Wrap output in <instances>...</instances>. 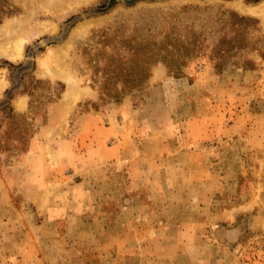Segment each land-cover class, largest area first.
<instances>
[{
    "label": "rangeland",
    "instance_id": "1",
    "mask_svg": "<svg viewBox=\"0 0 264 264\" xmlns=\"http://www.w3.org/2000/svg\"><path fill=\"white\" fill-rule=\"evenodd\" d=\"M262 6L0 0V264H264Z\"/></svg>",
    "mask_w": 264,
    "mask_h": 264
},
{
    "label": "trees",
    "instance_id": "2",
    "mask_svg": "<svg viewBox=\"0 0 264 264\" xmlns=\"http://www.w3.org/2000/svg\"><path fill=\"white\" fill-rule=\"evenodd\" d=\"M247 19V17L241 16L239 20ZM180 45L183 46L182 51L180 50ZM196 41L184 42L180 36H172L168 31L162 39L159 41H152L149 38H143L139 40L134 47L133 59H135V64L132 67L119 68V72L122 73V77L125 79L123 82L122 89H120L119 95H111L109 92L102 90L101 96L110 95L109 97L116 96V98L121 97L124 93L130 91L132 88L140 86L143 84L144 80L148 76V67L154 61H162L165 63L170 70H180L182 64L185 63L184 55L188 54L190 50L194 48ZM237 43H230L228 46H236ZM224 47H219L218 51ZM175 51L179 52L178 57H173ZM218 51L216 53H218ZM174 61L172 63L171 59ZM182 56V57H180ZM174 64V65H173ZM133 80V81H132ZM129 81H131L129 83ZM31 135V132L25 137L27 139ZM27 147H21L25 150Z\"/></svg>",
    "mask_w": 264,
    "mask_h": 264
},
{
    "label": "bare ground",
    "instance_id": "3",
    "mask_svg": "<svg viewBox=\"0 0 264 264\" xmlns=\"http://www.w3.org/2000/svg\"><path fill=\"white\" fill-rule=\"evenodd\" d=\"M262 7H264V6H262ZM8 56L10 57V58H16L17 56H18V53H16V52H11L10 54H8ZM46 67V66H45ZM44 67V68H45ZM44 68H43V70H44Z\"/></svg>",
    "mask_w": 264,
    "mask_h": 264
}]
</instances>
